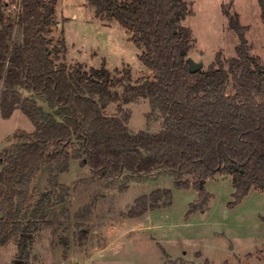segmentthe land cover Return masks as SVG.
Here are the masks:
<instances>
[{
	"label": "trees",
	"instance_id": "obj_1",
	"mask_svg": "<svg viewBox=\"0 0 264 264\" xmlns=\"http://www.w3.org/2000/svg\"><path fill=\"white\" fill-rule=\"evenodd\" d=\"M57 1L0 0V116L20 110L34 127L17 130L0 151V248L18 238L19 260L12 264H25L26 235L63 201L55 194L57 175L67 174L71 161L88 166L92 179H120L122 190L163 176L178 189L197 184L200 200L190 211L209 198L200 181L217 174L231 178L233 203L251 189L264 192V65L251 54L248 27L237 13L221 7L238 39L234 57L217 52L207 68L192 73L193 38L184 24L193 15L191 2L85 0L95 18L117 23L138 49L150 77L133 80L128 68L112 72L104 60L99 68L65 61L63 32L50 38ZM257 2L264 26V0ZM139 99L148 101L147 118L160 121L159 131L129 129L124 107ZM111 104L115 113L107 114ZM42 167L49 189L35 198L28 189ZM170 203L169 191L155 190L136 198L124 218ZM82 233L80 239L88 232Z\"/></svg>",
	"mask_w": 264,
	"mask_h": 264
},
{
	"label": "rangeland",
	"instance_id": "obj_2",
	"mask_svg": "<svg viewBox=\"0 0 264 264\" xmlns=\"http://www.w3.org/2000/svg\"><path fill=\"white\" fill-rule=\"evenodd\" d=\"M188 1L193 15L184 24L192 32L188 56L192 63L205 69L217 52L226 59L234 57L238 39L227 28L222 7L230 14L237 13L240 24L248 27L245 38L251 54L264 65V26L257 0ZM55 21L58 24L50 38L56 41L63 32L68 64L99 68L104 60L112 72L128 68L133 80L150 77L128 33L115 22L107 25L95 18L85 0H58ZM124 108L131 112V131H159L160 121L147 118L150 108L146 99ZM106 113L114 114L115 105H109ZM17 130H34L20 110L7 119L0 116V151L13 142ZM47 180L48 172L42 167L29 193L37 198L47 191ZM139 181L122 190L120 179H92L88 166L71 161L69 172L57 175L55 194L62 195L63 201L49 209L37 232L26 235L25 264H264V192L251 189L233 203L231 178L217 174L201 186L209 195L206 205L190 211L200 200L197 184L178 189L169 176ZM155 190L169 191L170 205L138 219L124 218L136 198ZM85 231L86 237L80 239ZM17 239L0 248V264L19 260Z\"/></svg>",
	"mask_w": 264,
	"mask_h": 264
},
{
	"label": "water",
	"instance_id": "obj_3",
	"mask_svg": "<svg viewBox=\"0 0 264 264\" xmlns=\"http://www.w3.org/2000/svg\"><path fill=\"white\" fill-rule=\"evenodd\" d=\"M189 62H190V70L192 73H194L199 66L195 65L190 60H189ZM204 182H205L204 180L200 181V187L204 184ZM28 237H29V235H28Z\"/></svg>",
	"mask_w": 264,
	"mask_h": 264
}]
</instances>
